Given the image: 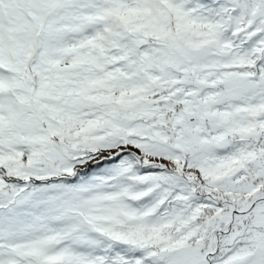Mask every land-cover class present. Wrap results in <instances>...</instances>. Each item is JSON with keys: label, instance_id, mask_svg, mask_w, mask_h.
<instances>
[{"label": "snow or ice", "instance_id": "1", "mask_svg": "<svg viewBox=\"0 0 264 264\" xmlns=\"http://www.w3.org/2000/svg\"><path fill=\"white\" fill-rule=\"evenodd\" d=\"M0 264H264V0H0Z\"/></svg>", "mask_w": 264, "mask_h": 264}]
</instances>
